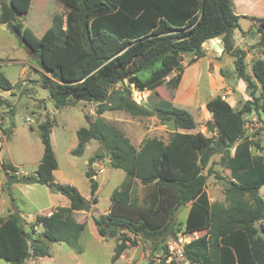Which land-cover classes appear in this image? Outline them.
<instances>
[{"label": "trees", "instance_id": "16d2710c", "mask_svg": "<svg viewBox=\"0 0 264 264\" xmlns=\"http://www.w3.org/2000/svg\"><path fill=\"white\" fill-rule=\"evenodd\" d=\"M1 1L11 5L13 18L8 26L37 58L42 69L40 86L49 91L55 108L81 101L98 103V117L77 131L79 142L72 154L82 156L87 145L97 141L103 152L96 153L90 164L108 156L111 167L126 175L111 196L109 213L94 219L101 237H117L112 262L134 243L120 236L127 232L162 250L166 255L159 264H178L168 261V242L180 231L174 214L184 204L189 208L185 232H205L184 245L182 254L188 264H264V198L260 194L264 157L253 154V142L244 128V115L264 113V61L254 60L248 74L246 51L233 44L242 17L235 13L233 0H59L67 11L65 18H53L59 41L55 51L20 20L30 11L32 0ZM255 19L254 33L260 35L257 47L264 51V17ZM214 39H220L223 52L234 58L235 77L253 89L252 99L239 110L221 96L206 103L212 119L205 126L215 136L188 132L196 128L192 114L170 101L152 94L146 104L134 100L131 85L138 92L154 91L174 71L178 73L165 84L177 88L183 76V54L193 53L189 62L193 64L203 56L202 46ZM221 74L227 78L224 71ZM109 87L114 88L109 91ZM11 89L0 72V90ZM109 111L157 117L163 125L171 123L175 131L168 142L147 138L137 147L103 120L101 115ZM55 124L48 118L39 123L44 153L35 175L11 177L6 187L46 185L67 197L70 205L38 215L35 223L43 232L36 238L24 230L18 214L0 218V259L9 264L50 257V246L57 242L82 253L79 241L86 224L78 222L73 212L89 211L91 203H97L98 183L89 170L91 200L73 185L55 183L59 166L51 144ZM215 155H221L220 164L230 175L224 203H211L206 192L208 175L222 178L209 166Z\"/></svg>", "mask_w": 264, "mask_h": 264}, {"label": "rangeland", "instance_id": "374dc122", "mask_svg": "<svg viewBox=\"0 0 264 264\" xmlns=\"http://www.w3.org/2000/svg\"><path fill=\"white\" fill-rule=\"evenodd\" d=\"M235 12L240 18V30L233 35L235 48L250 46L254 49L253 57L246 58L247 72L252 73V61L260 54L254 33L255 18L264 17V0H233ZM9 2L0 0V72L12 84V93L7 94L8 100L0 102V218L15 213L21 218V223L32 238L41 236L43 229L35 223L38 215H49L59 207L70 205L67 197L52 190L49 186L41 184H13L11 188L6 184L11 177L35 175L41 163L44 147L40 137L39 123L47 118L56 124L52 128L51 144L58 161V170L54 172L55 183L70 184L91 200V182L86 173L90 166L96 165L93 172L98 190L95 194L97 203L92 204L89 211H74L73 216L78 222L86 224L79 244L82 253L78 254L64 242L53 243L50 246V257L41 259L30 257L26 264H159L166 254L162 250L153 249L151 244L135 237L130 233H120V236L130 238L128 249L119 260L112 262L116 238H103L98 234L94 219L103 216L111 206V196L125 180L122 170L111 167L108 156L90 164V160L98 152H103L100 144L93 141L82 156H75L72 151L78 146L77 131L89 126L98 115L95 113L98 103L76 102L68 107L56 109L48 90L40 86L42 69L38 60L33 56L17 35L8 25L1 23L2 5ZM10 5V4H9ZM11 6V5H10ZM67 9L59 0H32L30 11L20 18L24 27L31 29L35 35L47 42L53 51L58 45V37L54 34L53 18H65ZM254 24V25H253ZM249 31V32H247ZM220 44L222 41L220 40ZM223 48V46H222ZM203 56L195 63L189 64L195 57L193 53L183 54L181 64L183 76L179 86L173 89L165 84L178 72L174 71L165 79V83L154 91L138 92L133 85V98L137 103L146 104L152 94L173 106L190 112L195 120L196 128L188 131L201 132L208 137L215 136L205 126L212 118L207 113L205 105L208 101L221 96L237 110L241 109L247 100H251L247 84L242 87L240 79L234 75V58L223 51L215 50L214 45L205 43L202 46ZM254 58V59H253ZM257 59L264 60V55ZM224 71L227 78L221 74ZM123 86L117 84L114 87ZM114 87H109L111 91ZM260 92H256L259 96ZM3 96V95H2ZM93 112V113H91ZM104 121L116 126L131 140L132 144L139 146L147 138H159L168 142L170 135L175 131L173 125H163L157 117H132L124 111H109L101 115ZM27 118L32 121L28 122ZM245 134L252 140V152L264 157V113L257 111L244 115ZM221 155L212 157L209 166H212L217 175H208L206 192L211 203L225 202V189L230 180L229 171L220 164ZM103 168L105 171L99 173ZM207 175V169L204 170ZM264 198V187L260 190ZM141 195V193H140ZM188 207L179 213L180 231L177 238L168 242L170 256L178 264H188L182 258V247L191 240L205 234L197 232L186 233L184 221ZM0 264H9L0 259Z\"/></svg>", "mask_w": 264, "mask_h": 264}, {"label": "crops", "instance_id": "0c3cea01", "mask_svg": "<svg viewBox=\"0 0 264 264\" xmlns=\"http://www.w3.org/2000/svg\"><path fill=\"white\" fill-rule=\"evenodd\" d=\"M234 11H235V4H234ZM235 13H236V12H235ZM236 14H237V13H236ZM237 15H238V14H237ZM255 24H256V26H255V29H254V30L256 31L257 28H258V24H257V23H255ZM253 25H254V24H253ZM239 30H240V29H239ZM247 32H249V31H247ZM234 34H235V33H234ZM252 34H255V33H252ZM254 36H255V38H256V41H259V37H260V35H259V34H255ZM214 40H217V42H219V44H220V39H214ZM210 41H212V40H210ZM210 41H208V42H210ZM208 42H206V43H208ZM257 43H258V42H257ZM208 45H209V43H208ZM220 45H221V47H222V44H220ZM242 49L246 51V55H247L246 58H247L248 56H250V55H251V57H253L252 52L255 51V50H254V49H250V46L244 47V48H242ZM259 49L261 50V54H260L258 57H261L262 55H264V51H263L261 48H259ZM258 57H257V58H258ZM257 58H255V60H256ZM253 59H254V58H253ZM261 60H262V59H261ZM253 61H254V60H253ZM253 61H252V62H253ZM263 61H264V60H263ZM246 64H247V63H246ZM251 70H252V69H251ZM248 74H249V73H248ZM251 74H252V73H251ZM251 74H250V75H251ZM239 84H241L242 87L246 86V85H245V82H244L243 80H241V82H240ZM11 91H12V89H11ZM11 91H2V93L4 92V93H7V94H9V95H13V93H12ZM7 94H2L3 96L1 95V98H2L3 100H8V99H7V96H5V95H7ZM64 108H65V107H64ZM91 113H93V112H91ZM92 142H93V141H92ZM92 142H91V143H92ZM91 143H90V144H91ZM90 144H89V145H90ZM141 144H142V143H141ZM141 144H140V145H141ZM89 145H88V146H89ZM140 145H139V146H140ZM88 146H87V147H88ZM139 146H137V147H139ZM87 147H86V148H87ZM95 164H96V163H95ZM97 166H99V165L97 164ZM97 166H96V165H93V166L91 165V166H90V170L95 169ZM101 169H102L103 172L105 171L103 168H101ZM56 171H57V170H56ZM56 171H55V172H56ZM103 172H102V173H103ZM100 174H101V173H100ZM85 198H86L87 200H89L88 197H85ZM187 209H189V208H187ZM109 211H110V208H109V210H108L104 215H107V214L109 213ZM187 214H188V211H187ZM186 217H187V216H186ZM185 220H186V219H185ZM184 222H185V221H184ZM189 234H194V233H189ZM182 248H183V247H182ZM168 261H170V259H168Z\"/></svg>", "mask_w": 264, "mask_h": 264}, {"label": "water", "instance_id": "95a60500", "mask_svg": "<svg viewBox=\"0 0 264 264\" xmlns=\"http://www.w3.org/2000/svg\"><path fill=\"white\" fill-rule=\"evenodd\" d=\"M13 18V10L12 7L8 4L5 3L2 5V18H1V23L3 25H8L9 23H11ZM210 45H214L215 50H219V51H223V48L221 47V45L219 44V42H217V40H212L210 42H208ZM185 207L184 204H182L175 212V220H177L179 213L182 211V209ZM152 264V263H151Z\"/></svg>", "mask_w": 264, "mask_h": 264}, {"label": "built area", "instance_id": "2783aa9c", "mask_svg": "<svg viewBox=\"0 0 264 264\" xmlns=\"http://www.w3.org/2000/svg\"><path fill=\"white\" fill-rule=\"evenodd\" d=\"M27 121H28V122H31L32 120H31L30 118H27ZM102 172H103V171L100 170L99 173H102ZM182 253H183V249H182V252H181V255H180V256H181L182 258H184ZM170 260H172V259H170Z\"/></svg>", "mask_w": 264, "mask_h": 264}, {"label": "bare ground", "instance_id": "6f19581e", "mask_svg": "<svg viewBox=\"0 0 264 264\" xmlns=\"http://www.w3.org/2000/svg\"><path fill=\"white\" fill-rule=\"evenodd\" d=\"M241 85V84H240Z\"/></svg>", "mask_w": 264, "mask_h": 264}]
</instances>
